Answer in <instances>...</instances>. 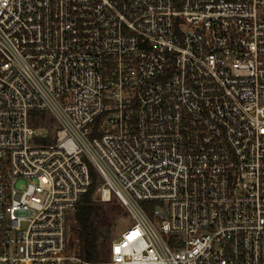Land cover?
<instances>
[{
	"label": "built area",
	"instance_id": "2783aa9c",
	"mask_svg": "<svg viewBox=\"0 0 264 264\" xmlns=\"http://www.w3.org/2000/svg\"><path fill=\"white\" fill-rule=\"evenodd\" d=\"M0 264H264V0H0Z\"/></svg>",
	"mask_w": 264,
	"mask_h": 264
},
{
	"label": "trees",
	"instance_id": "16d2710c",
	"mask_svg": "<svg viewBox=\"0 0 264 264\" xmlns=\"http://www.w3.org/2000/svg\"><path fill=\"white\" fill-rule=\"evenodd\" d=\"M31 122L35 128H54V120L45 113L32 114ZM96 189L97 186L92 181L87 193L77 205L73 230L79 253L91 261L101 259V245L104 242L101 228L109 225L108 217L96 205ZM114 211L117 214L123 213L120 207H115Z\"/></svg>",
	"mask_w": 264,
	"mask_h": 264
},
{
	"label": "rangeland",
	"instance_id": "374dc122",
	"mask_svg": "<svg viewBox=\"0 0 264 264\" xmlns=\"http://www.w3.org/2000/svg\"><path fill=\"white\" fill-rule=\"evenodd\" d=\"M38 134H43L42 131H38ZM90 170V178L91 180L96 184L97 187H99L102 184V179L97 174L95 169L92 166H89ZM94 199L96 200V205L100 208L101 212L108 217L109 225L106 227H102L101 231L104 237V242L101 245V259L105 260L109 257V248L111 243L114 240H118L121 237V234L129 229L131 226L134 225V221L128 214L122 209V207L118 204V202L115 199H112L111 202L105 203L102 201H99L96 196H94ZM141 206L148 212L149 215L152 214V212L155 209L154 204L151 203H142ZM115 207H120L123 210L122 214H117L114 211ZM75 214L71 213L69 214L68 220L69 224L71 225V240L73 241V246L76 248L77 252L79 253V248L76 245V237L73 232L75 228Z\"/></svg>",
	"mask_w": 264,
	"mask_h": 264
},
{
	"label": "water",
	"instance_id": "95a60500",
	"mask_svg": "<svg viewBox=\"0 0 264 264\" xmlns=\"http://www.w3.org/2000/svg\"><path fill=\"white\" fill-rule=\"evenodd\" d=\"M98 197V196H97Z\"/></svg>",
	"mask_w": 264,
	"mask_h": 264
}]
</instances>
